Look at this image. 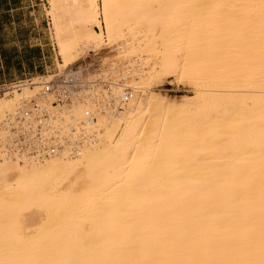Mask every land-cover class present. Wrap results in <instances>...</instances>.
<instances>
[{
    "label": "bare ground",
    "instance_id": "obj_1",
    "mask_svg": "<svg viewBox=\"0 0 264 264\" xmlns=\"http://www.w3.org/2000/svg\"><path fill=\"white\" fill-rule=\"evenodd\" d=\"M49 3L59 72L0 97V264H264V0ZM98 75L123 110L41 95ZM32 102L76 153L6 152Z\"/></svg>",
    "mask_w": 264,
    "mask_h": 264
},
{
    "label": "built area",
    "instance_id": "obj_2",
    "mask_svg": "<svg viewBox=\"0 0 264 264\" xmlns=\"http://www.w3.org/2000/svg\"><path fill=\"white\" fill-rule=\"evenodd\" d=\"M33 77H26L17 80L15 83L0 84V97L4 96L8 90L16 87L20 90L24 84H32ZM86 89L81 90V86ZM114 89L120 90L119 96L115 95ZM80 92H79V91ZM72 91H75L74 93ZM132 88L120 83L113 75L107 80L98 75L92 80L85 82L78 81L73 83L72 80H64L58 83H46L43 86L42 96L53 95V105L73 107L77 99H90L91 102L99 105L98 109L103 112L121 111L122 104L131 96ZM31 106H23L20 108L19 114L5 124V129L8 134V145L5 146L7 153H24L36 157H47L50 154L64 149V143L72 147V153H76L79 146L87 136H82V140L74 135L61 136L57 130H52V127L47 125V121L51 117L57 116L51 113L47 107L40 108L35 102L30 103ZM73 133L75 128L72 127ZM52 135V136H50ZM97 137L92 134L90 138Z\"/></svg>",
    "mask_w": 264,
    "mask_h": 264
},
{
    "label": "rangeland",
    "instance_id": "obj_3",
    "mask_svg": "<svg viewBox=\"0 0 264 264\" xmlns=\"http://www.w3.org/2000/svg\"><path fill=\"white\" fill-rule=\"evenodd\" d=\"M20 1L0 0V84L15 83L26 77L41 80L59 72L49 0H23L22 5ZM154 85V91L175 99L192 94L189 88L171 81Z\"/></svg>",
    "mask_w": 264,
    "mask_h": 264
},
{
    "label": "crops",
    "instance_id": "obj_4",
    "mask_svg": "<svg viewBox=\"0 0 264 264\" xmlns=\"http://www.w3.org/2000/svg\"><path fill=\"white\" fill-rule=\"evenodd\" d=\"M23 3H24L23 0H21V1H20V5H22ZM15 5H17V4H15ZM18 5H19V3H18ZM21 9H22V7H21ZM49 9H50V8H49ZM49 9H48V10H49ZM50 24H51V21H50Z\"/></svg>",
    "mask_w": 264,
    "mask_h": 264
}]
</instances>
